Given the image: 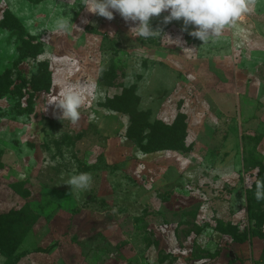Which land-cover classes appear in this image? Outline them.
Returning <instances> with one entry per match:
<instances>
[{"label":"rangeland","instance_id":"rangeland-1","mask_svg":"<svg viewBox=\"0 0 264 264\" xmlns=\"http://www.w3.org/2000/svg\"><path fill=\"white\" fill-rule=\"evenodd\" d=\"M246 2L205 44L182 20L164 24L167 12L152 17L178 45L138 37L83 0H0V78L14 93L0 96V214L29 202L40 218L18 252L48 250L19 264H264V225L248 213L264 201L247 200L264 179V0ZM61 14L76 25L67 33L52 30ZM46 70L49 91L34 81ZM84 80L96 87L78 122L57 119L48 102ZM123 91L138 101L125 100L131 114L112 104ZM135 110L164 128L185 121L191 151L144 152L128 138ZM79 172L91 186L70 192ZM20 182L29 199L12 188Z\"/></svg>","mask_w":264,"mask_h":264},{"label":"clouds","instance_id":"clouds-1","mask_svg":"<svg viewBox=\"0 0 264 264\" xmlns=\"http://www.w3.org/2000/svg\"><path fill=\"white\" fill-rule=\"evenodd\" d=\"M82 6L89 13L108 20H112L114 13H118L126 22L133 23L130 32L144 39L155 37L157 34L167 37L162 35L160 30H154L150 23L152 17L167 12L168 15L163 18L164 24L182 20L181 31L187 32L203 44L218 38L226 27L234 24L248 11L246 0H83ZM73 26L76 27L72 20L68 19V15L61 14L54 20L52 30L67 33ZM190 26L194 30L189 31ZM171 41L179 45L181 38ZM183 50L194 52L197 48ZM95 87L94 82L87 80L67 83L48 102L46 108L53 106V114L57 119L75 124L80 119V109L87 98L93 95ZM91 183L90 173L79 172L70 175L65 184L70 186V192H77L89 189ZM254 196L258 202L264 201V180H257Z\"/></svg>","mask_w":264,"mask_h":264},{"label":"trees","instance_id":"trees-1","mask_svg":"<svg viewBox=\"0 0 264 264\" xmlns=\"http://www.w3.org/2000/svg\"><path fill=\"white\" fill-rule=\"evenodd\" d=\"M20 29V28H19ZM26 44V42H24ZM20 52H24L25 56L27 57V51L22 47L20 49ZM41 52V51H40ZM42 76L44 80V84L42 86V90L49 91L51 86V73L47 70L45 71V74H41V71H38L35 74V80H38V77ZM4 83V78H0V96L9 94H14L13 91H10L9 85ZM37 90V89H36ZM134 99V102L138 101L136 100V97L134 94L123 91V94L120 95V97H117V99H114L112 101V104L116 106L115 101H118L120 106V110L124 114H131L130 111V101L128 100L126 103L127 98ZM124 104H123V102ZM134 107H136L134 105ZM150 112H141L138 116L135 115L131 116L130 126L128 128V138L132 139L134 143L138 145L144 152L146 153H153V152H159L163 150H173V151H181V152H188L191 151L192 146L187 145L186 141V124L185 121L181 123V126H179L178 121L169 128H164L159 122L156 124H150ZM159 128V129H158ZM148 131L149 137H153L157 134H163L165 137L157 138V141L151 142L149 145H144L142 143V134L146 133ZM138 136L141 137V139L138 138ZM2 153L0 152V156ZM1 166V163H0ZM264 180V179H262ZM25 184L23 182L16 183L12 185V188L14 191L20 195L24 199H29L30 193L28 191H21V188ZM255 193V190L251 191L250 193ZM249 193V195H250ZM248 195V196H249ZM248 205L252 202H257L255 199V196L252 198L248 197ZM262 202V201H259ZM31 204L29 202H26L25 205L19 209V210H11L6 213L0 214V254H9L11 255L9 261L7 264H19L20 261L27 256H29L32 253H46L48 250L45 249H37L34 251L31 250H24L21 252H18V248L22 245L24 240L29 235L30 231L32 230L33 226L37 223L40 216L36 214L32 208ZM249 218L251 220H254L258 226L264 225V211H254L250 208H248ZM235 236V233L233 234ZM245 240V239H244ZM243 240V241H244Z\"/></svg>","mask_w":264,"mask_h":264}]
</instances>
